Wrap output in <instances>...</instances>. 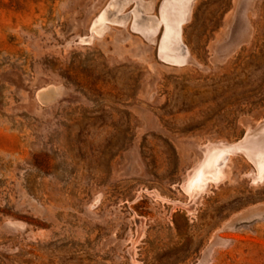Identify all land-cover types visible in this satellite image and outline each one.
<instances>
[{
  "label": "rangeland",
  "instance_id": "obj_1",
  "mask_svg": "<svg viewBox=\"0 0 264 264\" xmlns=\"http://www.w3.org/2000/svg\"><path fill=\"white\" fill-rule=\"evenodd\" d=\"M163 1L0 0V264H132L135 213L139 264H264L240 150L171 213L204 146L264 123V0H188L182 63L135 25Z\"/></svg>",
  "mask_w": 264,
  "mask_h": 264
},
{
  "label": "bare ground",
  "instance_id": "obj_2",
  "mask_svg": "<svg viewBox=\"0 0 264 264\" xmlns=\"http://www.w3.org/2000/svg\"><path fill=\"white\" fill-rule=\"evenodd\" d=\"M187 1L188 0H164L161 4V17L159 19L151 16H145L139 9L135 11V25L137 29L139 27L142 30H147L151 33H154L157 31L159 25L163 23L165 29L160 46V55L162 58L175 63H182L185 60V54L187 53V49L185 51L182 41V25L188 16V12H190L188 11ZM109 15L110 14L105 11L100 14V16L94 21L92 25V32L99 31L100 27L102 26V22L107 19V16ZM95 120L96 119L93 121ZM236 150L243 152L255 164L257 172L256 170L255 172H252L254 173L251 174L253 175V179H261L264 175V126L260 127L252 135L246 134L243 140L239 141L237 145H232L229 143H215L204 146L202 150L203 158L190 171L187 180L181 185L186 194L189 195L188 198L190 197V200L188 202L173 201L174 203L171 213H174V210L176 211L177 207H183L189 213L192 212V202L195 200V198H197L201 191L206 189L207 183L209 184L210 181L216 182L223 178V175H225L224 167L229 160V156H231L230 154ZM224 159H226V161ZM157 194L154 193L153 195L159 197L162 200H166L168 202L170 201L169 199L160 197ZM134 216L137 223L136 233L135 237L131 236V246L128 249L132 255V264H139L136 258V247L138 242H140L139 240L144 235L146 218L144 219L145 216H139V213H135Z\"/></svg>",
  "mask_w": 264,
  "mask_h": 264
},
{
  "label": "water",
  "instance_id": "obj_3",
  "mask_svg": "<svg viewBox=\"0 0 264 264\" xmlns=\"http://www.w3.org/2000/svg\"><path fill=\"white\" fill-rule=\"evenodd\" d=\"M263 126H264V123L261 124V125H260L258 128H256V129H249L245 134H247V135H252V134H254V132H256L260 127H263ZM245 134L242 136V138H240V141L243 140ZM238 142H239V141H238Z\"/></svg>",
  "mask_w": 264,
  "mask_h": 264
}]
</instances>
